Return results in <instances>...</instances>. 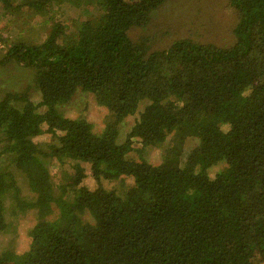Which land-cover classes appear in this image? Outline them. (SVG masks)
I'll list each match as a JSON object with an SVG mask.
<instances>
[{
	"label": "trees",
	"instance_id": "trees-1",
	"mask_svg": "<svg viewBox=\"0 0 264 264\" xmlns=\"http://www.w3.org/2000/svg\"><path fill=\"white\" fill-rule=\"evenodd\" d=\"M165 1L0 0L37 28L0 30V64L33 75L0 96V234L34 214L0 264H264V0H228L230 39L151 50L128 31ZM77 89L100 131L61 109Z\"/></svg>",
	"mask_w": 264,
	"mask_h": 264
},
{
	"label": "rangeland",
	"instance_id": "rangeland-1",
	"mask_svg": "<svg viewBox=\"0 0 264 264\" xmlns=\"http://www.w3.org/2000/svg\"><path fill=\"white\" fill-rule=\"evenodd\" d=\"M218 16L222 18L219 20ZM235 15L228 5V0H166L163 5L153 10L148 22L142 27H132L128 34L132 39H145L151 50H161L171 38L188 37L201 42H216L230 39L232 24ZM229 21V22H228ZM228 22V23H227ZM222 23L228 24L222 30ZM25 23L19 16L10 17L7 12H0V30L10 39H29L37 33L36 27L24 29ZM225 31V32H224ZM220 32L222 36L220 35ZM224 32V33H223ZM6 45V44H5ZM5 50H0V55ZM32 71L30 67L17 62L0 64V96L8 89H23L27 83H32ZM32 98L37 99L35 92ZM64 113L69 117L84 115L93 125V130L98 132L104 125V115L107 113L103 106L96 104L92 95L81 89H77L72 98L61 106ZM52 138L48 135L34 137V140L48 141ZM135 155V151H131ZM145 158L158 161L159 150L148 147L143 150ZM89 171L87 170V173ZM51 176L54 182H58L59 170L51 167ZM86 181L91 184L92 179L88 175ZM22 192L29 196V190L25 183L19 181ZM107 187L122 190L124 183L113 181ZM32 212V211H31ZM10 212H7V218ZM33 212L20 214L17 220L11 225V231L0 234V250L11 247L13 249H24L28 242V230L33 223Z\"/></svg>",
	"mask_w": 264,
	"mask_h": 264
},
{
	"label": "built area",
	"instance_id": "built-area-1",
	"mask_svg": "<svg viewBox=\"0 0 264 264\" xmlns=\"http://www.w3.org/2000/svg\"><path fill=\"white\" fill-rule=\"evenodd\" d=\"M5 43L3 41L0 40V50H4L5 49Z\"/></svg>",
	"mask_w": 264,
	"mask_h": 264
},
{
	"label": "clouds",
	"instance_id": "clouds-1",
	"mask_svg": "<svg viewBox=\"0 0 264 264\" xmlns=\"http://www.w3.org/2000/svg\"><path fill=\"white\" fill-rule=\"evenodd\" d=\"M4 43H5V42H4ZM5 46H6V45H5ZM5 49H6V47H5ZM5 49H4V50H5Z\"/></svg>",
	"mask_w": 264,
	"mask_h": 264
}]
</instances>
